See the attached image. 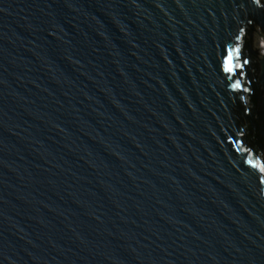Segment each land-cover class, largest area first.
<instances>
[{"label": "water", "instance_id": "water-1", "mask_svg": "<svg viewBox=\"0 0 264 264\" xmlns=\"http://www.w3.org/2000/svg\"><path fill=\"white\" fill-rule=\"evenodd\" d=\"M0 264H264V0H0Z\"/></svg>", "mask_w": 264, "mask_h": 264}]
</instances>
